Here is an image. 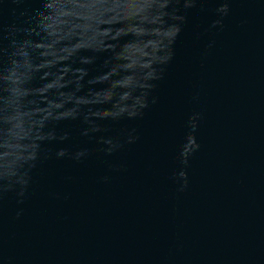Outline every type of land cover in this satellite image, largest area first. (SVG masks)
Returning a JSON list of instances; mask_svg holds the SVG:
<instances>
[{
    "label": "water",
    "instance_id": "water-1",
    "mask_svg": "<svg viewBox=\"0 0 264 264\" xmlns=\"http://www.w3.org/2000/svg\"><path fill=\"white\" fill-rule=\"evenodd\" d=\"M0 264H264V0H0Z\"/></svg>",
    "mask_w": 264,
    "mask_h": 264
}]
</instances>
